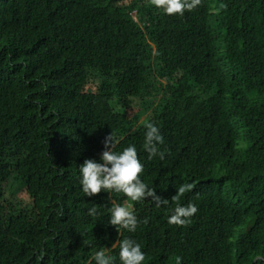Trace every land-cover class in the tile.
Listing matches in <instances>:
<instances>
[{
    "label": "trees",
    "instance_id": "1",
    "mask_svg": "<svg viewBox=\"0 0 264 264\" xmlns=\"http://www.w3.org/2000/svg\"><path fill=\"white\" fill-rule=\"evenodd\" d=\"M152 6L0 0V264H95L99 249L120 264L124 236L141 264H264V0ZM149 121L163 158L144 149ZM110 132L167 204L84 195L78 165ZM181 183L193 187L174 201ZM189 202L187 223L169 224ZM113 203L131 204L134 232L107 222Z\"/></svg>",
    "mask_w": 264,
    "mask_h": 264
},
{
    "label": "clouds",
    "instance_id": "2",
    "mask_svg": "<svg viewBox=\"0 0 264 264\" xmlns=\"http://www.w3.org/2000/svg\"><path fill=\"white\" fill-rule=\"evenodd\" d=\"M151 4L161 9L164 14H180L185 10L196 7L199 0H150ZM135 19V18H134ZM144 149L148 153V158L159 156L163 158L164 153L159 150L158 145L163 143V137L156 124L146 122L144 124ZM102 149L99 159L85 158L78 165L80 189L84 195H92L100 192L123 193L129 200L138 201L145 197H150L159 207L167 204V199H162L154 190L146 185L140 178L143 165L137 157L136 148L133 144H128L119 151L112 150L116 140L110 132L102 141ZM191 183H181L175 188V194L171 199L178 201L179 197L186 191L191 190ZM89 214H95V208L88 209ZM108 223L114 225L119 232L126 229L134 232L137 219L134 212L125 204L113 203L109 208ZM197 211L196 206L189 202L187 204L176 203L170 209L167 216L169 224H185L192 214ZM111 247H118V259L120 264H141L145 260V253L141 250V244L134 239L124 236L115 240ZM91 259L95 264H113L115 257L107 254L103 249L92 253ZM179 264V257H176Z\"/></svg>",
    "mask_w": 264,
    "mask_h": 264
},
{
    "label": "rangeland",
    "instance_id": "3",
    "mask_svg": "<svg viewBox=\"0 0 264 264\" xmlns=\"http://www.w3.org/2000/svg\"><path fill=\"white\" fill-rule=\"evenodd\" d=\"M152 7H155V6H152ZM133 16H134L135 20H136L137 22H139L134 12H133ZM191 93H192V94H201V93H203V91H201V90L199 91V89H196V90L192 91ZM149 101H150V100H149ZM149 101L146 100V104H148ZM151 101L154 102V104H155L156 106H157V105H161V104L163 103L161 97L155 98L154 100H151ZM145 120H146V117H143L142 120H141V123H143ZM4 189L6 190V186H4ZM22 199H23V201H24L25 204H31L28 198H26V197H22ZM126 205H127L128 207H130V209L132 210V206H131L130 203H126ZM242 230H244V226H242L238 231H239V232H242Z\"/></svg>",
    "mask_w": 264,
    "mask_h": 264
}]
</instances>
